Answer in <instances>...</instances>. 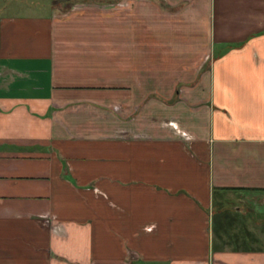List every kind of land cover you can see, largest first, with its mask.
<instances>
[{"label":"crops","instance_id":"1","mask_svg":"<svg viewBox=\"0 0 264 264\" xmlns=\"http://www.w3.org/2000/svg\"><path fill=\"white\" fill-rule=\"evenodd\" d=\"M63 1L0 7V264H264V0Z\"/></svg>","mask_w":264,"mask_h":264},{"label":"rangeland","instance_id":"2","mask_svg":"<svg viewBox=\"0 0 264 264\" xmlns=\"http://www.w3.org/2000/svg\"><path fill=\"white\" fill-rule=\"evenodd\" d=\"M81 1L84 2L86 0H69V1L65 0V1H63V3H66V2L69 3L70 2V4L72 3V5H73V4L79 3ZM94 1L100 2L98 0H94ZM106 1L109 3H116L117 2V0H106ZM16 2H23L26 6L29 5L31 7H34V9H37V10L31 12L34 14H36V13L37 14H44V13L49 12L50 11L49 7L52 4V0H0V7L3 6L4 4H10V3L13 5H16L17 4ZM15 13H20V12H15ZM22 13L24 14L25 12H21L20 14H22Z\"/></svg>","mask_w":264,"mask_h":264}]
</instances>
